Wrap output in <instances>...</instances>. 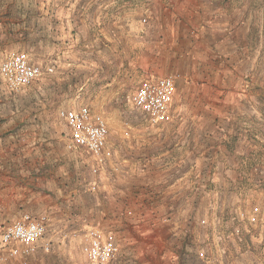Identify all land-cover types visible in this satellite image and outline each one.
<instances>
[{
	"label": "crops",
	"instance_id": "crops-1",
	"mask_svg": "<svg viewBox=\"0 0 264 264\" xmlns=\"http://www.w3.org/2000/svg\"><path fill=\"white\" fill-rule=\"evenodd\" d=\"M258 7L264 0H3L0 53L28 49L71 59L80 51L81 62L93 55L98 65L109 64L112 81L134 72L175 78L173 121L145 135L147 151L122 153L117 171L96 194L104 214L130 211L123 229L147 240L136 243L132 233L129 256L117 264H182V243L198 240L197 218L225 206L238 209L262 179L264 21ZM57 40L68 42L59 47ZM77 40L78 49L72 46ZM0 148V156L10 153V146ZM33 196L0 191V223L24 212L46 214L36 213L45 207L55 213L56 198L48 206ZM37 255L0 264H44Z\"/></svg>",
	"mask_w": 264,
	"mask_h": 264
},
{
	"label": "rangeland",
	"instance_id": "rangeland-1",
	"mask_svg": "<svg viewBox=\"0 0 264 264\" xmlns=\"http://www.w3.org/2000/svg\"><path fill=\"white\" fill-rule=\"evenodd\" d=\"M2 4L3 0H0V7ZM254 10L257 16H263L264 21V7ZM259 26L260 23L257 31ZM4 28V25H0V32ZM262 38L259 62L264 70V36ZM79 41H73L72 46L78 49V44L81 45ZM67 42L57 40L55 43L62 47ZM92 48L84 50L90 52ZM24 50L43 63H54L52 73L43 75L16 92L8 90L0 79V147L10 146V153L3 152L0 156L6 160L0 162V191L6 190L9 195L16 192L23 199L37 196L40 205L49 206V199L56 198L55 213H47L46 207V211L36 212L46 213L49 217L46 238L50 241V249L47 252L38 249L28 256L39 254L37 256L44 259V264H76L82 258L79 233L90 227L112 231L121 246V257L129 256L126 247L133 232H126L123 226L132 215L131 212L123 207L113 216L104 214L100 205L102 199H97L96 194L100 193L102 183L106 186L117 171L116 164L122 153L135 151L136 154H141L147 151V145L141 144L145 135L151 130L158 131L164 127L151 126L130 101L139 81L150 75L134 72L123 76L121 80L112 81L109 79V64H106V68L98 65L93 55L90 57L91 62L87 63L80 61V51L70 59L42 56L28 49ZM5 56V53H0V61ZM88 58L89 56L85 60ZM81 103L105 116L110 129V141L115 149L114 159L98 176L90 172V157L86 152L67 147V128L57 115L59 109ZM262 105L264 114V104ZM176 106L174 100V108ZM131 139L136 142L134 148L130 144ZM14 156H17V161L13 160ZM262 176L260 181L250 186V191L247 190L244 195L246 200L237 205L238 209L225 206L220 208V214L216 211L213 216H204L207 217V226H195L198 240L189 239L182 243L185 247L180 258L182 264L188 258L191 261L186 264H264V222L261 227L248 226L244 218L254 204L264 209V169ZM50 177H53V184L49 183ZM94 179L98 180L99 188L90 192L88 185ZM103 203L106 205L110 200H103ZM63 210L68 213L65 212V216L59 218L60 215H57L63 213ZM234 222L244 227L239 238L230 234V227ZM138 233H133L135 242H147L144 235ZM201 235L204 241H200ZM198 248L206 251L209 260H202L197 256ZM12 260L13 258L10 259ZM119 264H122V260Z\"/></svg>",
	"mask_w": 264,
	"mask_h": 264
},
{
	"label": "built area",
	"instance_id": "built-area-1",
	"mask_svg": "<svg viewBox=\"0 0 264 264\" xmlns=\"http://www.w3.org/2000/svg\"><path fill=\"white\" fill-rule=\"evenodd\" d=\"M53 64L52 61L43 63L26 51H13L0 61V79L8 90L16 92L43 75L52 73ZM174 93V77L149 76L139 81L130 101L151 126L162 127L173 121ZM57 115L67 128V147L86 152L90 157V172L98 176L114 159L115 154L105 116L85 103L61 108ZM98 186V180L94 179L89 183L88 190L95 192ZM248 211L244 217L248 226L261 227L264 209L254 204ZM206 218H199L197 224L207 226ZM49 221L46 214L36 216L24 212L12 222L0 223V261L20 255L28 256L38 249L49 251L50 241L46 238ZM243 230L240 223L234 222L230 234L239 238ZM79 238L82 258L76 264H117L119 261L121 246L112 231L90 227L79 233ZM202 249H197V256L209 260L206 251Z\"/></svg>",
	"mask_w": 264,
	"mask_h": 264
},
{
	"label": "trees",
	"instance_id": "trees-1",
	"mask_svg": "<svg viewBox=\"0 0 264 264\" xmlns=\"http://www.w3.org/2000/svg\"><path fill=\"white\" fill-rule=\"evenodd\" d=\"M196 255V254H195Z\"/></svg>",
	"mask_w": 264,
	"mask_h": 264
}]
</instances>
